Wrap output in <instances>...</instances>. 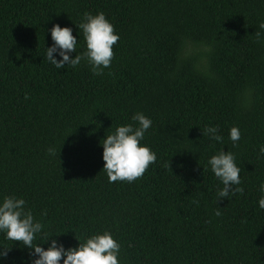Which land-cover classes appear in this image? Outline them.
<instances>
[{"label": "trees", "instance_id": "1", "mask_svg": "<svg viewBox=\"0 0 264 264\" xmlns=\"http://www.w3.org/2000/svg\"><path fill=\"white\" fill-rule=\"evenodd\" d=\"M98 11L119 35L103 74L49 64L52 25L73 29L79 54L75 24ZM261 21L264 0H0V197L24 198L65 247L110 230L120 264H264ZM136 112L152 120L141 143L156 162L109 183L100 141ZM221 149L236 154L243 193L219 200L206 161ZM0 247V264L29 261L20 242L0 234Z\"/></svg>", "mask_w": 264, "mask_h": 264}, {"label": "clouds", "instance_id": "2", "mask_svg": "<svg viewBox=\"0 0 264 264\" xmlns=\"http://www.w3.org/2000/svg\"><path fill=\"white\" fill-rule=\"evenodd\" d=\"M83 36V50L77 54V37L68 26L53 24L48 30L52 44L45 47L44 58L56 69L65 66L76 68L82 60H86L95 75H102L103 69L108 68L113 58V45L119 39L113 24L102 11L95 15L84 13L78 24ZM259 29L264 30V21L259 23ZM259 38L262 33L256 31ZM76 55L73 57L72 53ZM55 54V55H54ZM134 123L117 125L114 131L104 135L100 141L102 146L103 172L108 182H133L141 177L150 164L156 162V153L141 141L146 131L152 126V120L141 112L132 115ZM217 126H208L202 135L211 140L221 142L223 137L218 134ZM228 139L235 147L241 139L237 126L228 130ZM50 155H55V149L49 148ZM258 156L264 157V144L258 146ZM206 165L216 180L223 185L218 188L219 200L228 198L236 193H243L241 185V168L236 162V154L225 149L218 150L207 158ZM257 199L258 208L264 210V180L259 182ZM214 214L220 216L216 209ZM46 212H41L44 217ZM42 219H37L33 210L28 207L24 198L14 194L0 197V234L5 240L20 242V246L29 250V261L25 264H120L121 244L114 234L104 229L75 238L78 243L65 247L50 234ZM42 238L45 244L35 241ZM9 248L0 247V257H6Z\"/></svg>", "mask_w": 264, "mask_h": 264}]
</instances>
